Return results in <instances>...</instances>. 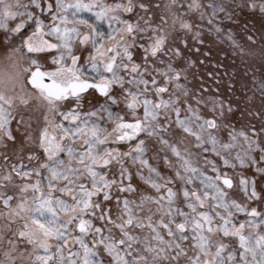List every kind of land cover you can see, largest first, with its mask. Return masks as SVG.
Segmentation results:
<instances>
[{
  "label": "snow or ice",
  "instance_id": "1",
  "mask_svg": "<svg viewBox=\"0 0 264 264\" xmlns=\"http://www.w3.org/2000/svg\"><path fill=\"white\" fill-rule=\"evenodd\" d=\"M0 51V264H264V0H0Z\"/></svg>",
  "mask_w": 264,
  "mask_h": 264
},
{
  "label": "rangeland",
  "instance_id": "2",
  "mask_svg": "<svg viewBox=\"0 0 264 264\" xmlns=\"http://www.w3.org/2000/svg\"><path fill=\"white\" fill-rule=\"evenodd\" d=\"M107 2H113V0H107ZM6 64L7 61L5 59V54L3 53V51H0V71H4L6 70ZM226 243H232V241L226 240Z\"/></svg>",
  "mask_w": 264,
  "mask_h": 264
},
{
  "label": "trees",
  "instance_id": "3",
  "mask_svg": "<svg viewBox=\"0 0 264 264\" xmlns=\"http://www.w3.org/2000/svg\"><path fill=\"white\" fill-rule=\"evenodd\" d=\"M238 39H240V37L238 36L237 37ZM224 48V49H227L228 48V46L226 45V44H219V43H217L215 46H214V51L216 50V48ZM237 63H239V60L237 59ZM237 116H239V113H237ZM246 122V121H245ZM16 182L17 183H19V180L18 179H16ZM9 194H11V192H9Z\"/></svg>",
  "mask_w": 264,
  "mask_h": 264
}]
</instances>
